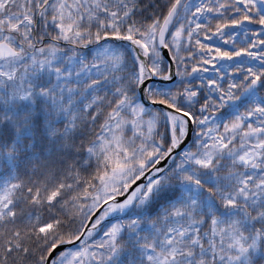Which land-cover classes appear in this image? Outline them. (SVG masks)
<instances>
[{"label": "snow or ice", "instance_id": "snow-or-ice-1", "mask_svg": "<svg viewBox=\"0 0 264 264\" xmlns=\"http://www.w3.org/2000/svg\"><path fill=\"white\" fill-rule=\"evenodd\" d=\"M0 264H264V0H0Z\"/></svg>", "mask_w": 264, "mask_h": 264}]
</instances>
